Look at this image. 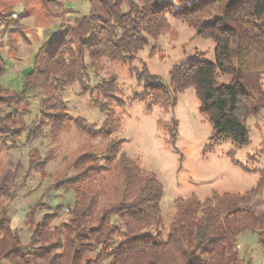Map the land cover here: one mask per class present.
Masks as SVG:
<instances>
[{"label":"trees","instance_id":"16d2710c","mask_svg":"<svg viewBox=\"0 0 264 264\" xmlns=\"http://www.w3.org/2000/svg\"><path fill=\"white\" fill-rule=\"evenodd\" d=\"M41 1L48 6L55 0ZM90 3L88 13L46 34L33 54V72L22 74L21 88L3 84L8 67L0 52V142L17 145L26 134L28 143L39 137L58 143L72 124L89 135L63 155L58 171L47 169L57 157L53 149L31 157L24 181L37 171L50 179L47 191L64 188L73 196L56 205L43 200L33 205L28 242L3 203L4 197L17 194L19 169L0 173V264H244L238 249L242 235L257 233L264 249V209L256 207L264 176L244 192L179 197L176 209L164 213L162 180L124 149L125 139L113 134L120 124L118 109L128 100L119 74L109 70L108 63L128 65L130 75L145 85L132 100L175 108L180 94L194 87L200 112L212 124V143L232 140L243 146L250 140L248 119L264 110V0ZM169 16L187 22L197 35L212 38L215 60L198 52L174 63L166 81L147 63L139 67L135 61L140 50L171 27ZM18 24L13 10L0 9V26L12 29ZM92 69L101 77L94 84ZM223 75L229 79L221 81ZM75 82L105 114L101 126L71 112L65 92ZM163 124L170 143L179 149V120L173 116ZM98 136L103 140H92ZM41 206L48 212L39 219ZM64 211L67 217L61 219Z\"/></svg>","mask_w":264,"mask_h":264},{"label":"rangeland","instance_id":"374dc122","mask_svg":"<svg viewBox=\"0 0 264 264\" xmlns=\"http://www.w3.org/2000/svg\"><path fill=\"white\" fill-rule=\"evenodd\" d=\"M175 3L178 0H174ZM90 0H55L48 6L41 0H0V9H11L14 18L19 20L16 28L5 29L0 26V52L7 60V71L2 77L5 86L19 89L23 84L22 70L32 65L33 54L39 48L48 33H55L67 22H72L79 13H88ZM72 8L77 12L72 11ZM171 27L152 44L139 51L135 64L141 67L147 63L152 71L159 73L164 80L170 78V68L174 63L189 60L198 52L215 60V42L212 38L197 35L195 29L187 22L169 16ZM45 26V27H44ZM109 70L119 74L122 91L128 104L118 109L120 124L114 133L125 139L124 149L132 156L138 157L149 169L155 171L162 180L165 194L161 200L164 213L176 209V199L197 194L206 197L213 192H244L261 183L264 176V110L259 115L248 119L250 140L243 146H236L232 140L218 144L210 138L212 124L199 109V98L194 87L187 88L180 94L175 108L155 104L150 100H132L135 92H141L145 85L135 76L130 75L128 65L108 63ZM92 83L101 79L92 69ZM103 75L106 73L103 72ZM227 75L220 80L227 81ZM65 97L74 116L82 115L91 122L101 126L105 114L89 97L82 92L79 82L66 89ZM36 113L35 105L31 113ZM175 116L179 120V135L175 149L170 143V134L164 128V122H170ZM89 135L72 124L61 136L58 143L47 137H39L34 142L26 141L24 134L17 145L0 142V173L5 169H19L16 185L17 194L4 197L14 227H17L24 242L31 236L28 213L40 200L46 204L56 205L73 196L71 190L64 188L47 191L49 178H42L37 171L30 172L26 181L24 176L29 171L30 159L34 155H47L50 149L57 157L50 160L47 169L55 172L64 165L63 155L76 148ZM92 140L101 141L95 137ZM36 155V156H37ZM24 181V184H21ZM256 200L257 209H264V187ZM47 206H41L37 215L40 219ZM67 217L64 211L60 218ZM239 253L245 259L244 264H264V249L259 243L257 233L249 232L239 239Z\"/></svg>","mask_w":264,"mask_h":264},{"label":"water","instance_id":"95a60500","mask_svg":"<svg viewBox=\"0 0 264 264\" xmlns=\"http://www.w3.org/2000/svg\"><path fill=\"white\" fill-rule=\"evenodd\" d=\"M33 70H34V66H28V67H26V68H24V69L22 70V74H23L24 76H27V75H29L30 73H32Z\"/></svg>","mask_w":264,"mask_h":264},{"label":"built area","instance_id":"2783aa9c","mask_svg":"<svg viewBox=\"0 0 264 264\" xmlns=\"http://www.w3.org/2000/svg\"><path fill=\"white\" fill-rule=\"evenodd\" d=\"M14 15L17 16V13H15Z\"/></svg>","mask_w":264,"mask_h":264},{"label":"crops","instance_id":"0c3cea01","mask_svg":"<svg viewBox=\"0 0 264 264\" xmlns=\"http://www.w3.org/2000/svg\"><path fill=\"white\" fill-rule=\"evenodd\" d=\"M45 27V26H44Z\"/></svg>","mask_w":264,"mask_h":264}]
</instances>
